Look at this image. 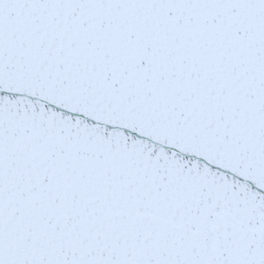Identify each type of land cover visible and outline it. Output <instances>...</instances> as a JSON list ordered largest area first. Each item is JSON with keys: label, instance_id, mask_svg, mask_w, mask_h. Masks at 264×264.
<instances>
[{"label": "snow or ice", "instance_id": "1", "mask_svg": "<svg viewBox=\"0 0 264 264\" xmlns=\"http://www.w3.org/2000/svg\"><path fill=\"white\" fill-rule=\"evenodd\" d=\"M0 264H264V0H0Z\"/></svg>", "mask_w": 264, "mask_h": 264}]
</instances>
